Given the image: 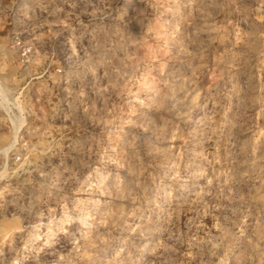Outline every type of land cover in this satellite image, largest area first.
<instances>
[{"label": "rangeland", "instance_id": "obj_1", "mask_svg": "<svg viewBox=\"0 0 264 264\" xmlns=\"http://www.w3.org/2000/svg\"><path fill=\"white\" fill-rule=\"evenodd\" d=\"M37 3L35 61L0 59V264H264V0Z\"/></svg>", "mask_w": 264, "mask_h": 264}, {"label": "built area", "instance_id": "obj_2", "mask_svg": "<svg viewBox=\"0 0 264 264\" xmlns=\"http://www.w3.org/2000/svg\"><path fill=\"white\" fill-rule=\"evenodd\" d=\"M38 0H17L7 4L6 0H0V27L3 24H10L11 29L7 35V43H0V59H4L5 49L13 51L16 60L22 65L33 63L37 57V52L40 51V40L33 37L30 29L26 27L28 12L38 8ZM17 4V5H16ZM17 6L15 9L14 7ZM30 8V9H26ZM28 33V35H27ZM26 69H24L25 72ZM12 120V119H11ZM12 122V121H11ZM12 125L15 127L14 122Z\"/></svg>", "mask_w": 264, "mask_h": 264}]
</instances>
